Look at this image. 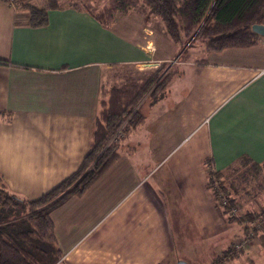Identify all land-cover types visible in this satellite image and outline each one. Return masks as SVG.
I'll use <instances>...</instances> for the list:
<instances>
[{"label": "crops", "instance_id": "crops-1", "mask_svg": "<svg viewBox=\"0 0 264 264\" xmlns=\"http://www.w3.org/2000/svg\"><path fill=\"white\" fill-rule=\"evenodd\" d=\"M73 3L32 27L27 13L0 1V58L8 61L0 64V176L22 198L59 184L89 152L102 65L161 64L180 54L144 19L125 21L122 33ZM185 55L116 162L52 211L62 264H179L199 244L210 264L241 232L216 205L205 160L216 170L242 156L264 162V37Z\"/></svg>", "mask_w": 264, "mask_h": 264}, {"label": "trees", "instance_id": "trees-1", "mask_svg": "<svg viewBox=\"0 0 264 264\" xmlns=\"http://www.w3.org/2000/svg\"><path fill=\"white\" fill-rule=\"evenodd\" d=\"M141 3L146 7L144 21H163V30L180 47L190 40H200L206 52L260 44V35L252 30V25L264 24V0H109L101 10L79 3L72 6L87 10L103 26L110 27L116 13L126 14ZM20 6L27 10L28 25L32 27L48 23L49 9L63 8L60 0H43L42 5L21 0ZM7 62L0 58V64ZM162 71L160 67L137 73L114 84L105 94L102 87L89 152L73 173L38 198L16 195L0 176V264H62L63 252L55 236L52 211L70 197L84 194L121 156L122 142L145 120L143 106L164 96L171 75L161 77ZM205 164L207 186L216 205L224 207L222 212L228 221H239L240 216L228 214V205L236 204L246 190L244 186L250 185L253 172L257 178L264 171V162L242 156L226 170H216L210 159ZM242 166L254 170H242ZM245 216L250 222V212ZM255 220L264 226V213Z\"/></svg>", "mask_w": 264, "mask_h": 264}, {"label": "rangeland", "instance_id": "rangeland-1", "mask_svg": "<svg viewBox=\"0 0 264 264\" xmlns=\"http://www.w3.org/2000/svg\"><path fill=\"white\" fill-rule=\"evenodd\" d=\"M30 1L32 3H36L39 5H42L43 0H26ZM69 1L77 2L81 5L90 7L92 9L101 10L106 4L109 2V0H60V3L67 4ZM20 10L21 13H27L28 12L25 8H22L21 6L17 9ZM145 11L146 7L143 3L138 5L137 8L130 10L126 14H122L121 12H118L115 14L113 26H115L116 29L120 30L122 33L126 32L128 33L129 27L128 25L124 24L125 21H128V23L131 24L134 22L135 19L142 20L145 18ZM28 20V19H27ZM153 24V26H157L161 30L164 28V22L155 20V21H149ZM164 35L162 36V38ZM178 48L180 50V54L176 53L170 60L161 63V65H149L142 67L140 64H112V65H102L101 71L103 75V91L104 94L110 90V88L116 84V83H122L126 80L128 77H132L137 73H148V71H155L159 69L160 67L163 69L161 77L164 75H167V73H170L171 75V81L168 85L174 81V79L178 76V74L181 73L180 67V60L187 57L185 53L187 52V55H199V49L204 48L203 43L200 40H190L184 47H180L178 45ZM167 87V89H168ZM166 89V91H167ZM175 89V88H174ZM164 92V94L166 93ZM149 102H147L143 109H146L148 107ZM123 144H121L122 147ZM146 153L142 154V157H146ZM150 157V155L148 154ZM157 155H154V158ZM250 170V166H247ZM245 166H242V170L247 169ZM254 177L251 179V183L249 186H244L245 191L241 192L240 196L237 198V202L235 205H228L229 212L228 214L232 217H239L240 220L236 222H230L229 223H235V225L239 226L241 228V232L239 234L232 235L228 238L227 242L223 244V248L218 252L220 255L217 257L213 254L210 264H264V260H261L260 257H258L259 254H264V226L262 223H260L258 220L256 221L255 218L258 216L259 213L263 214L264 212V171L261 173H258L257 178H255V172ZM225 198L222 197L221 201L224 202ZM229 204V203H228ZM225 206V205H224ZM226 207V206H225ZM237 208L234 211V214H230L232 212V208ZM224 208V207H223ZM223 208H220L223 211ZM250 212V222L246 220L245 213ZM225 215V214H224ZM242 215V216H241ZM244 215V216H243ZM226 216V215H225ZM227 218V216H226ZM249 227L250 229H248ZM247 229V231H246ZM249 230V231H248ZM250 233V234H249ZM245 239V245H235V242L238 243V239ZM183 241V240H182ZM181 241V242H182ZM197 247H199L198 251H195L191 249L188 253V257H186L187 260L185 262H190L189 264H204L205 258L203 257V244H199ZM253 250V253L250 251ZM182 253V251H180Z\"/></svg>", "mask_w": 264, "mask_h": 264}, {"label": "built area", "instance_id": "built-area-1", "mask_svg": "<svg viewBox=\"0 0 264 264\" xmlns=\"http://www.w3.org/2000/svg\"><path fill=\"white\" fill-rule=\"evenodd\" d=\"M2 3L8 5L9 7L11 8H14V9H18L20 7V3H21V0H0ZM160 63H153V62H148V63H140V65L142 67H147L149 65H159ZM161 65V64H160ZM215 199V197H214ZM226 202V201H225ZM237 208H232V212H230V214H234V211L236 210ZM237 213H235L234 215H236ZM250 229V228H249ZM249 231V230H248ZM250 234V233H249ZM238 243L235 242V245H245V242L246 240L245 239H238Z\"/></svg>", "mask_w": 264, "mask_h": 264}, {"label": "water", "instance_id": "water-1", "mask_svg": "<svg viewBox=\"0 0 264 264\" xmlns=\"http://www.w3.org/2000/svg\"><path fill=\"white\" fill-rule=\"evenodd\" d=\"M252 30L260 36L264 37V24H254L252 25ZM179 264H188L185 261H180Z\"/></svg>", "mask_w": 264, "mask_h": 264}]
</instances>
